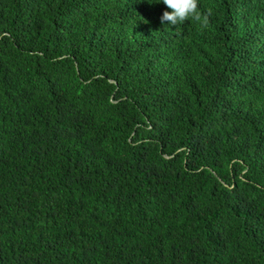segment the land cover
Segmentation results:
<instances>
[{"label":"trees","instance_id":"trees-1","mask_svg":"<svg viewBox=\"0 0 264 264\" xmlns=\"http://www.w3.org/2000/svg\"><path fill=\"white\" fill-rule=\"evenodd\" d=\"M0 0V264H264V0Z\"/></svg>","mask_w":264,"mask_h":264},{"label":"clouds","instance_id":"clouds-1","mask_svg":"<svg viewBox=\"0 0 264 264\" xmlns=\"http://www.w3.org/2000/svg\"><path fill=\"white\" fill-rule=\"evenodd\" d=\"M171 11H164L160 17L161 24L167 22L171 26L183 24L189 18L200 24L202 28L209 25L211 10L201 13L198 0H162Z\"/></svg>","mask_w":264,"mask_h":264}]
</instances>
